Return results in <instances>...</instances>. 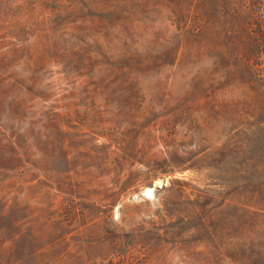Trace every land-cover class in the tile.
Segmentation results:
<instances>
[{"label":"rangeland","instance_id":"rangeland-1","mask_svg":"<svg viewBox=\"0 0 264 264\" xmlns=\"http://www.w3.org/2000/svg\"><path fill=\"white\" fill-rule=\"evenodd\" d=\"M0 264H264V0H0Z\"/></svg>","mask_w":264,"mask_h":264}]
</instances>
